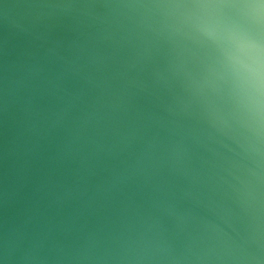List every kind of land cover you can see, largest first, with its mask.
I'll use <instances>...</instances> for the list:
<instances>
[{
	"label": "water",
	"instance_id": "obj_1",
	"mask_svg": "<svg viewBox=\"0 0 264 264\" xmlns=\"http://www.w3.org/2000/svg\"><path fill=\"white\" fill-rule=\"evenodd\" d=\"M0 264H264V0H0Z\"/></svg>",
	"mask_w": 264,
	"mask_h": 264
}]
</instances>
